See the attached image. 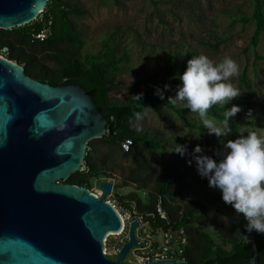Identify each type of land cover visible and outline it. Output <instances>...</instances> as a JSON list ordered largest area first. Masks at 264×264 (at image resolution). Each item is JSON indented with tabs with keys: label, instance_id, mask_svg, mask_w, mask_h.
I'll return each mask as SVG.
<instances>
[{
	"label": "water",
	"instance_id": "1",
	"mask_svg": "<svg viewBox=\"0 0 264 264\" xmlns=\"http://www.w3.org/2000/svg\"><path fill=\"white\" fill-rule=\"evenodd\" d=\"M48 2L0 0V29L35 22ZM107 125L83 87L41 83L0 56V264H128L130 250L144 246L134 221L117 258L106 255L108 235L124 229L119 211L106 201L122 180L102 182L100 197L61 183L83 169L89 142L103 138ZM240 264L260 263L251 258Z\"/></svg>",
	"mask_w": 264,
	"mask_h": 264
},
{
	"label": "trees",
	"instance_id": "2",
	"mask_svg": "<svg viewBox=\"0 0 264 264\" xmlns=\"http://www.w3.org/2000/svg\"><path fill=\"white\" fill-rule=\"evenodd\" d=\"M114 1L119 5V0ZM150 1L157 4L156 0ZM81 13V8L70 0H49L42 17L35 22L13 30L0 29V52L4 47H8L10 50L8 60L22 66L27 76L54 87L68 85L83 87L91 95L101 115L107 118L105 136L88 144L84 160L86 170L76 172L66 183L90 190L92 178L97 175L109 178L118 169V166L111 162L113 154H110L115 153L117 149L123 159H129L133 163L129 168H122L120 176L122 184H134L149 192L147 203H144L137 193L121 196L115 192L113 199L118 203L121 212L131 211L132 204H135L137 214L143 215L146 219L155 215L157 223L165 229L184 228L189 237V246L183 259L189 264H240L251 258L264 264V235L255 231L246 232L247 221L244 218L238 221L235 229L210 220L206 202L197 198L189 186L180 184L183 173L172 164H167L162 169L155 167L166 143L161 134L137 131L133 127L135 112L144 113L145 107L152 110L165 108L183 119L190 129H198L200 139L204 138L202 129L189 119L190 115L197 114L168 100L173 90L182 84L179 76L186 70L187 61L195 56V52L185 48L174 53L169 51L165 60L167 72L165 82L159 87L134 89L132 96L143 93L140 101L131 96L128 103H117L111 100L110 92L128 60L126 47L122 46L125 32L122 28L110 31L102 38V50L84 54L86 43L83 33L72 19V16H79ZM228 17L235 23H242L245 26L252 20L255 22L251 45L257 49L264 35V0H255L251 17L233 12L228 13ZM47 27L51 28L52 36L44 42L36 40L35 34ZM219 46L218 42L215 48ZM256 59L264 58L257 54ZM47 62H53L56 67L48 66ZM242 82L250 90L246 76L242 77ZM165 85L169 87L164 90V98L161 99L154 93L157 88L164 89ZM226 106L230 104L213 106L209 116L225 120ZM243 106L250 107L248 104ZM230 127L235 138L238 136L237 133L241 134V129L244 130V135L249 131L241 122L232 123ZM125 140L132 141L129 152L122 149ZM101 147H107L110 151L103 159L100 157ZM213 158L219 159L215 154ZM160 199L168 214L167 221L156 216V205ZM208 225L213 228V235L205 231ZM214 236L221 243L217 242Z\"/></svg>",
	"mask_w": 264,
	"mask_h": 264
},
{
	"label": "rangeland",
	"instance_id": "3",
	"mask_svg": "<svg viewBox=\"0 0 264 264\" xmlns=\"http://www.w3.org/2000/svg\"><path fill=\"white\" fill-rule=\"evenodd\" d=\"M156 1L157 4L150 0H119L118 5L114 0H70L82 10L79 16H72V19L83 33L86 43L84 54L102 50V38L110 31L122 28L125 32L122 46L126 47L128 60L110 92L111 100L126 104L134 89L161 86L167 76L165 60L169 51L174 53L183 48L191 49L195 56L204 54L217 62L229 56L239 65V74L231 82L242 92L240 97L229 103L230 106H226L230 109L235 104L241 108V111L230 119L229 124L241 122L249 131L264 129V59H256L257 54L264 58V35L259 47L255 49L251 45L255 22L252 20L245 26L228 17L231 12L251 17L255 0ZM218 42L220 46L215 48ZM47 65L56 67L53 62H47ZM243 76H246L250 90L244 86ZM177 88L170 97L175 96ZM243 104L250 107L245 108ZM177 105L184 107L182 104ZM249 109L252 113L247 116ZM144 113V119L135 121L133 127H139L140 131L159 132L166 142L163 154H160L155 167L162 169L167 164L174 165L183 173L180 184L189 186L197 198L206 202L208 218L227 228H237L238 221L244 217L236 214L230 205L223 202L218 189L208 187L207 179L199 175L191 155L182 157L173 151L176 144L187 145L190 154L199 144L204 150L203 154L213 156L215 149L220 148L227 140L234 139L235 135L231 132L228 136L218 139L215 135H209L198 115H190L189 119L203 131L204 138L200 139L198 129H190L183 119L169 109H146ZM109 152L107 147H101V159ZM110 154H113L111 162L117 165L118 169L109 178L101 175L92 178L91 192L98 190L102 182L121 179L122 168L133 166L131 160L122 158L119 150L116 149L115 153ZM189 160H192L191 164L188 163ZM115 192L121 196L137 193L144 203L149 201L148 190L134 184L116 185ZM111 200L113 201V198L109 196L106 199ZM205 231L214 234L210 225ZM214 238L221 243L215 236ZM109 241L107 252L110 258L115 260L117 256L113 252V244L109 245ZM124 262L137 264L132 254L127 255Z\"/></svg>",
	"mask_w": 264,
	"mask_h": 264
},
{
	"label": "clouds",
	"instance_id": "4",
	"mask_svg": "<svg viewBox=\"0 0 264 264\" xmlns=\"http://www.w3.org/2000/svg\"><path fill=\"white\" fill-rule=\"evenodd\" d=\"M238 74L239 65L229 56L218 62L204 54L192 56L187 61L186 70L179 76L182 84L175 96L168 100L197 114L209 135L220 139L231 133L230 118L235 117L241 108L233 104L224 112L226 119L219 122L209 116V111L215 105L225 106L241 96L240 89L231 82ZM168 87L157 88L154 94L163 99ZM142 96L140 93L132 97L140 101ZM251 113L249 109L247 116ZM144 115L135 112V121H142ZM136 130L140 131V128ZM243 131L241 129L240 135L214 150L218 160L203 154L199 144L190 154L187 145L176 144L173 151L182 157L191 155L199 175L207 179L208 187L218 189L223 202L247 221L246 232L264 234V129L248 131L246 135ZM192 160L188 163L191 164Z\"/></svg>",
	"mask_w": 264,
	"mask_h": 264
},
{
	"label": "built area",
	"instance_id": "5",
	"mask_svg": "<svg viewBox=\"0 0 264 264\" xmlns=\"http://www.w3.org/2000/svg\"><path fill=\"white\" fill-rule=\"evenodd\" d=\"M43 14V13H42ZM42 14L40 17H42ZM52 36L51 28L47 27L40 32L36 33L34 38L38 41L44 42L48 40ZM10 50L8 47H4L1 52L0 56L2 58L8 59V55ZM132 147L131 140H125L122 143V149L125 152H129ZM86 168L83 166L81 171H85ZM112 182V181H110ZM114 183V182H112ZM115 187L114 184L112 195L109 197L113 198L115 194ZM94 195L101 196L102 192L100 191V187L98 190L92 191ZM96 193V194H95ZM112 205H114L117 210L119 211L123 223L124 229L120 235H108L106 240V255L108 241L109 245L113 244V252L115 255L118 256L119 252L123 244L128 240V234L130 225L134 221L139 222V227L135 230V238L140 245L144 246H134L128 255L132 254L136 259L137 264H144V261L148 260H165V259H178V260H185L183 256L186 253V248L189 246V237L186 233L184 228H170L165 229L157 223L155 219V215L149 216L151 219L146 221V218L143 215H139L136 213V205L132 204L131 211L125 210L121 212L118 209V203L116 200L108 201ZM156 216L160 220L167 221L168 214L163 207L162 200L160 199L156 205ZM148 217V218H149ZM115 239L114 241H111ZM110 257V255H108ZM186 261V260H185Z\"/></svg>",
	"mask_w": 264,
	"mask_h": 264
},
{
	"label": "bare ground",
	"instance_id": "6",
	"mask_svg": "<svg viewBox=\"0 0 264 264\" xmlns=\"http://www.w3.org/2000/svg\"><path fill=\"white\" fill-rule=\"evenodd\" d=\"M42 11H43V7H40V8H39V12H42Z\"/></svg>",
	"mask_w": 264,
	"mask_h": 264
}]
</instances>
